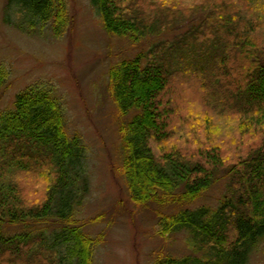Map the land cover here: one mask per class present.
<instances>
[{
	"label": "trees",
	"instance_id": "16d2710c",
	"mask_svg": "<svg viewBox=\"0 0 264 264\" xmlns=\"http://www.w3.org/2000/svg\"><path fill=\"white\" fill-rule=\"evenodd\" d=\"M197 1L91 0L110 34L134 42L189 19ZM204 1L197 26L109 71L116 108L122 118L131 115L119 128L131 199L185 206L158 214V234L185 233L194 255L161 254L153 264H249L264 242V0ZM9 3L58 34L70 21L66 0ZM193 85L202 113L187 110ZM85 151L67 129L60 98L45 87H28L0 115V264H93L96 240L79 226L51 242L43 231L4 233L6 225L50 218L77 223ZM222 174L227 193L217 206L188 207Z\"/></svg>",
	"mask_w": 264,
	"mask_h": 264
},
{
	"label": "rangeland",
	"instance_id": "374dc122",
	"mask_svg": "<svg viewBox=\"0 0 264 264\" xmlns=\"http://www.w3.org/2000/svg\"><path fill=\"white\" fill-rule=\"evenodd\" d=\"M66 1L70 21L58 34L52 23L32 25L9 0H0V115L12 110L17 95L33 85L45 87L60 98L69 133L80 135L86 148L85 173L78 180L81 204L74 207L73 220L77 223L50 218L29 226L6 225L4 233L13 236L43 231L51 242L56 232L79 226L96 240L93 264H153L161 254L194 255L185 233L158 234V214L176 213L185 206L140 205L131 199L121 172L119 132L120 121L129 120L131 115L122 118L116 108L109 71L119 61L132 59L154 44L174 40L197 26L209 5L196 0L199 9L192 17L178 21L161 35L134 42L110 34L91 0ZM232 4L238 11L236 3ZM196 88L187 87L192 90L187 106L190 113L204 110L202 93ZM227 183L222 174L204 198L188 207L217 206L227 193ZM249 264H264V242L252 253Z\"/></svg>",
	"mask_w": 264,
	"mask_h": 264
}]
</instances>
